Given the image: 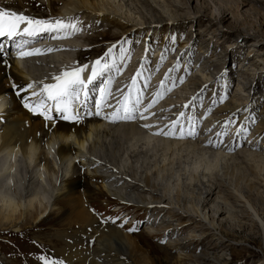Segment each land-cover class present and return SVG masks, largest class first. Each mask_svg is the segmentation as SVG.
I'll list each match as a JSON object with an SVG mask.
<instances>
[{"label":"bare ground","instance_id":"bare-ground-1","mask_svg":"<svg viewBox=\"0 0 264 264\" xmlns=\"http://www.w3.org/2000/svg\"><path fill=\"white\" fill-rule=\"evenodd\" d=\"M32 1L33 0H0V7L18 13L22 12L35 18H78L81 22L79 26L83 30L84 27H88L86 23L88 20L86 21V19H100L102 22L104 21L109 28H115L117 30L116 35L119 36L131 32L139 36H142V33H144L143 36H145L151 30L152 25L155 31H175L178 27L177 25L184 24L186 22L185 20H190L191 26L196 21L200 24L203 22L205 16L207 17V15H210L211 18H207L208 28L205 29L206 31L208 30L207 33L211 32L210 37L205 38L201 31L187 34L185 31L182 32L177 30V38L180 41L182 40V44L178 48L174 47V50L175 48L176 50L174 54H172L173 52L171 53V57L174 58L182 48L184 52L188 53V57L192 60L194 59V54L189 52L190 47L197 44L199 54L195 57V62L197 63V67L201 69V73H199L201 76L196 75L191 77L188 81V85L186 84L188 87L187 89L190 88V90L193 91L191 94L194 95L205 85L207 81V78L204 77L205 75L211 76L212 82L223 79L230 83L232 77L230 75L234 74L232 63L229 62L226 66L224 64L222 66L220 60L226 61L228 57H231L234 61L236 53L241 46L224 52L226 48L222 49V44L218 43L215 32L217 31L218 34L222 33L224 36H229L230 33L223 32L218 23L224 24L228 20V14L231 13V17L236 18V20H232L227 26L231 28V31H239L237 27L247 23L249 20L248 16L241 13L240 8L242 9L243 6L252 4L256 5L259 10H264V0H237L235 3L231 4L223 3L221 6L222 10H220V8L217 9L218 2L217 4L213 3V5H209L207 0H176L179 5L172 0H153V2L157 4L163 3V7L161 6L163 8L162 11L156 9L150 0H45V5L49 13L43 15L33 12L32 9H29L30 11L32 10V12L23 9L27 3H33ZM190 1L191 3H196L194 8H189L188 2ZM59 2L61 5L55 7L54 4H58ZM198 2H200L199 6L203 3L206 7H199L197 5ZM112 3H114L113 5L117 4V6H119V9L125 16L124 19H122L123 16L120 19L118 18L119 16L117 17L115 14L109 13L110 10L109 12L106 11L105 8ZM219 5H221V0ZM104 6L107 7L104 8ZM169 7H174L176 11L173 10L174 12H171ZM79 12H81V14ZM182 13L185 15H182ZM48 15L50 16L47 17ZM83 15L86 16V19L84 18L85 22L81 19ZM238 18H241V24L238 22ZM259 18L261 20L260 22L263 24L264 16L261 15ZM134 20H136L137 23ZM153 23H155V25ZM204 23L202 24L204 25ZM106 33L108 32L96 31L88 35L84 33L82 36L74 39L73 37L77 33L71 37L61 39H51V34H46L43 38H45L44 43H46L48 47L40 48L38 43H34L32 48H40L41 54L23 59L16 55L17 48L13 47V45L16 46L17 43H19V39L8 40L5 37H0V46L4 49V51L0 53V228L11 227L14 230H19L22 225L21 223L32 224L36 218L42 217L44 213V215H46V213L49 214L51 212L54 216L59 218L58 223H61L59 224L61 227L52 235V237L56 238V243L54 242L56 246H54V249L59 257L63 258L67 264H159V256L151 254V251L146 249L149 245L146 236L143 237L144 235L135 232L134 234L126 231L123 232L114 224L103 222L92 214V208H95V206H93L94 203L96 202V207L100 208L97 201L100 197L107 195L118 200V204H129V206H133L135 211H154L151 215L152 222L149 219V224L148 222L146 223L148 226L146 227L145 225V233L147 235H150V232L157 231L159 232L156 234L157 236L175 223L172 228H170L173 231L167 232L165 237L169 240V248H173L172 245H174L175 248L179 246L177 249L184 254V257H181V259L190 258L193 264H206L207 261H209V264H221L219 259H212V256L217 254L214 251L219 248L224 249L231 244L226 243L220 231V234L215 232V230L221 227L222 222L218 223V221L214 220V216L218 212L219 216L224 212H228L225 206L228 199H233L232 204L236 205L237 198H244L238 193L236 187V191L234 189L233 191L229 190L228 187L221 182L215 183L213 187L207 189V195L202 200L201 204H184L183 210L181 211V204L177 202L178 206L176 207L173 202H169V196H167L164 191L162 195H158L157 193L155 180L157 176L164 171L165 167L159 165L158 168L155 166L154 169H147L142 166L145 160L142 162V165L139 164V166L137 162L139 163L140 157H146V155H148L147 153H154L156 150L162 153H168L164 158L162 157L163 161L170 155H174L175 157L176 154L182 153V151H190L189 153L192 152V154H195L193 155L194 157H198L197 160L200 159L204 162L206 171L211 174L219 165H228L230 163L241 165L242 163H246L257 171L256 181H254V183L260 184L257 180L261 172L264 171L263 152L245 147H240L235 151L230 148L231 151H233L231 152L218 149V147L214 148L207 144L205 145L206 141L202 144L203 141L202 143L199 142V140H196V137H204L207 133L204 131L205 134L202 129L200 130L198 128L196 129L197 134L195 137L185 136L183 139L172 137L173 139L170 140L160 139L158 135H154V132L149 129H146V135H144L133 123L134 120L113 123L105 119L102 114V121L100 122L98 116L88 115V112L95 111L92 97L98 95L95 94V89L92 87H89L90 99L87 107H82L80 109L81 120L79 123L75 121H64L60 119L59 115L55 112L52 113L53 118L51 121L45 120L39 112H32L24 107V98L29 97L30 93L36 91L38 87L34 85L32 89H28V83L33 81L54 82L51 79L53 76L58 75L65 68L75 66L73 60L74 58L79 59L82 55V46L92 44L90 41L94 39V37H90V35H94L95 38H97L98 35H104ZM239 33L241 32L239 31ZM251 35L254 37L252 41L260 48H264V37L254 34ZM139 36L137 37V39H139L137 41L145 43L144 37L139 38ZM149 36L152 37V35ZM244 36L246 35L242 36L241 45L243 41H245ZM81 40L89 42L85 43V41L82 42ZM188 40L189 42L187 43ZM143 43H139L141 46L139 45L137 50L139 48L141 51L146 48L148 49V53L144 56V59L148 60V58L153 57L150 51L159 52L158 49H160V47L158 46L155 50L152 49L155 44L152 45V43L149 42H147L148 44ZM48 48H52L53 50L49 52L47 51ZM75 49L77 50L74 53L73 50ZM92 49L97 50L98 48L92 46ZM208 54L216 58L215 63L207 58ZM14 55L16 57H14ZM156 56L157 55L153 57L154 61L157 62L156 64L161 66L165 63L163 60L159 61ZM253 57V55H249L239 60L238 65L242 67L238 73L240 72L239 75L242 79H246L248 73L241 69L247 65L256 67V61ZM113 59L115 60V58ZM216 61H218V63ZM91 62L92 61H87L83 64H90ZM126 62L127 61L122 62L120 72H123L127 67ZM171 62L173 63L174 61ZM167 65H170V63H165L166 67ZM189 65L190 64H188V66ZM117 69L118 66L116 67V71ZM213 69H216L217 72L221 71V77L217 76V74L213 72ZM181 72L184 71L181 70ZM87 73H90V68L87 70ZM255 73L254 77L256 80L244 84L245 90L249 93H254L255 90L262 86L264 76L260 74V71L257 72V76ZM142 74L139 73V75ZM147 74L148 72H146V75ZM181 74L182 73H180V75ZM103 78L104 77H102L101 80H103ZM121 78L123 77H120V79ZM113 79L117 81L118 76H113ZM179 80L180 78L178 81ZM13 85H16V89L12 87ZM142 85L145 86L146 82ZM159 85L161 84H158V86ZM21 88H23L24 91H21L20 95L17 96L16 91ZM209 89L211 90L212 86H210ZM152 90L153 89H151V91ZM111 91L112 97L110 98V102L113 107L105 108L103 110L105 114H110L114 110L116 101L118 100L116 98V89L112 84ZM159 91L160 93L161 91L163 92L161 89ZM188 96H190V94H187V98H189ZM135 98L136 96L132 99L133 102ZM178 98L179 99L175 97L173 99H177L175 103L182 106V102L185 100L182 99L181 96ZM187 98H185L186 101H188ZM31 99L35 100L36 98L32 97ZM149 99H152V97ZM238 99L236 101L235 98L227 99L222 97V99L216 101L212 107L213 110L215 109L214 114L217 113L219 117H223V119L230 118L238 121L249 120L251 123L255 122L256 131L264 138V103L262 104L259 101L245 103L243 101L247 98L243 99V101ZM171 100H166V109L173 110L170 113H172V117L176 118L177 113L179 114L180 112L177 111V113H174V110L179 109V106L172 109L176 104ZM138 106L143 107V109H139V111L145 114L146 107L142 100H140L137 107ZM159 118L161 119V117ZM137 121L139 125H142L141 120ZM154 127L155 125L152 126V130ZM185 129L187 132L188 128ZM207 132L212 131L208 130ZM208 135L210 134L208 133ZM249 135L252 134L250 133ZM215 137L210 141H214ZM193 164L195 165L194 162ZM136 166L144 168V170L138 173V168H136ZM197 168H200V166L198 165ZM194 172H196L195 169ZM98 181L99 183H97ZM261 182L264 186V177ZM219 193L224 197H218L219 195L217 194ZM215 200H220L218 202L221 203H217L216 206L214 205L215 207L213 211H211V208H213L211 203ZM246 204L252 215L258 217V213L254 208L250 204ZM162 211H165V214L163 216L161 214L159 218L158 214ZM167 215L170 216L167 217ZM169 217L172 219L170 220ZM260 222L264 226V218L260 219ZM76 224H78L79 228L73 229L72 227H75ZM185 230L186 232L188 231L187 234H184ZM204 232H206V235ZM208 237L213 242H204V239H208ZM51 241L52 239L49 240V242ZM197 248L203 249V255L193 254ZM166 252L167 250L164 249L163 254L165 256L167 255ZM145 253L150 256L144 255ZM7 260L3 259L4 264H8Z\"/></svg>","mask_w":264,"mask_h":264},{"label":"rangeland","instance_id":"rangeland-1","mask_svg":"<svg viewBox=\"0 0 264 264\" xmlns=\"http://www.w3.org/2000/svg\"><path fill=\"white\" fill-rule=\"evenodd\" d=\"M150 1L152 5L156 7V9L160 11L163 10L162 8L163 3L157 4V3H154L153 0H150ZM172 1H174L176 4L179 5L178 1L176 0H172ZM236 1L237 0H221V5H219L220 0L218 1L217 0H207L209 5H213V3L217 4L218 2L217 9L220 8V10H222L221 6L223 3L231 4V3H235ZM32 2L33 3H27L23 9L29 12H32L33 10V12L40 13L43 15L49 13L48 8L45 5V0H33ZM199 3L200 2L197 3L198 6H199ZM113 4L114 3L110 5L111 7L108 5V7L104 6V8L107 7L105 8L106 11L109 12L110 10L109 13L115 14V16L117 17L119 16L118 18L120 19L123 16L122 19H124L125 16L124 14H122V11L119 9V6H117V4L115 5ZM60 5H61L60 2L58 4H54L55 7H58ZM188 5H189V8H192V7L194 8L196 6V3L195 2L191 3L190 1L188 2ZM199 7L203 8V7H206V5L202 3ZM29 9H32V10L30 11ZM169 9L171 10V12L173 10L176 11L174 7H169ZM240 10H241V13L248 16V19H249L247 23L241 24L240 23L241 18H238V22L241 25L237 27L238 28L237 30H239L241 33H239V31H231V28H228L227 25L232 20H236V18L231 17V13L228 14L227 16L228 20L224 24L218 23L220 28H222L223 32L230 33L229 36H224L222 35V33L218 34L217 31L215 32L217 35L218 43L222 44V49L226 48L224 49V52L230 51L231 49H236L238 46H241L240 49H238L236 53V57L234 61H233V58L231 57H228L226 61L220 60V63L222 66L223 64L226 66L227 63L229 62L232 63V67H234V74L230 75L232 76L231 77L232 80L230 79V83L229 81L227 80L225 81L223 79H220L217 82H212V79L210 78L211 76L209 77V75H205L204 77L207 78L206 79L207 81L205 85L202 86L203 88L201 87L199 91L195 93V95L191 94L193 93V91H191L190 88L187 89L188 88L187 85L191 77L200 75L199 73H201V69L197 67L196 65L197 63L195 62V59H196L195 57L199 54V50H198L199 48L197 44H194V46L190 47L189 52H192L194 54V59L192 60L188 57V53L184 52L182 48L179 50V56L177 55V57L175 58L171 57V53L173 52L172 54H174L176 48H178L182 44V40L180 41L177 38V34H176L177 30H180L182 32L185 31L187 34H189L190 32L201 31L202 35H204L205 38L210 37L211 32L207 33L208 30L207 31L205 30L208 28L207 18L208 19L211 18L210 15H207V17L205 16L203 18V22H201L200 24L199 22L196 21L191 26H190V23H191L190 20H185L186 22L184 24L182 23L180 25L179 24L177 25L178 27L176 28L175 31L174 30H171V31L170 30H167V31L156 30L155 31L152 25L153 29L151 28V30L145 36H143L144 33H142V36H139L133 32L124 33V34H121L120 36L116 35L117 30L115 28L113 29V27L109 28V26L104 21L102 22L100 19L89 20V19H86L85 15H83V18L81 19L84 20V22H85V19L86 21L88 20L86 22L88 27H84V30L81 28L82 31L86 33L85 35L93 34L96 31L108 32V33L104 35H98L97 38H95L94 35H90V37H94V39L90 41L92 44H86L84 46L92 45V46L97 47L98 49L93 50L91 48V49L84 50L83 52H81L82 55L80 56L78 60L88 61L95 57L103 56V54L107 51L109 47H111L113 44H116L117 45L116 48L113 49V56L107 59L112 60L113 58H115V61H119L120 65L122 64L123 60L127 61L126 66L128 68L127 67L125 68L127 69V71H131L135 69V66L138 69L139 67H141V70H138V72L140 74L145 72L144 73L145 75L142 74L143 75L141 79L142 82L144 81L149 82L147 83L148 86L146 85L147 95L149 96L148 99L151 97L153 99L154 95H157L158 93H160L159 91L160 89L163 90V92L161 91L160 93L161 95H158L159 100L161 102L160 105L158 104L159 109L163 108V106L167 108L166 107L167 104L165 105L166 100L172 99L171 101L175 103V101L179 99L178 97L181 96L182 99L186 100L185 98H187V94H190V96H188L189 98H187L189 102V105L187 106L189 109V112H187L188 110L185 109L184 113L187 112V114H185L182 118H180V120L182 124L186 123V125L189 126L188 118L191 117L192 118L191 123L196 127L195 129L199 127L198 129L200 130L202 129L203 132L205 131L207 133V135H204V137H196V140H199V142L201 143L203 141L202 144H204V142L206 141L205 145L207 144L214 148L218 147V149H222L224 151H231L230 148H232V150L235 151L236 149L238 150L240 147H245L248 149L251 148L254 150L255 149L259 150L263 152L262 154H264V138H262L261 135L256 131L255 122L251 123L249 122V120L248 121L243 120V121L237 122L236 119H230V118L223 119V117H219L217 113L214 114L215 109L213 110L212 108L214 104L216 103V101H220L222 97L227 98V99L235 98L236 101L238 98H239L238 100H242V101L243 99L247 98L246 100L243 101L245 103L247 102L252 103L254 101H259L262 104L264 103V78H263L262 86H260V88L255 90L254 93L247 92L244 86V84L248 82H253V80L254 81L256 80L254 77L255 72H256L255 73L256 76H257L258 71H260V74L264 76V48H260L254 41H252L254 37L253 35H251V34H254V35L264 37V34H263L264 20L262 24L259 18V16L261 15L264 16V10H259V8L256 5H252V4L245 5L242 7V9L240 8ZM79 13L81 14V12ZM182 15H185V14L182 13ZM49 16L50 15H48L47 17ZM134 21L136 22V20ZM204 22L207 24H205ZM217 22H218V19H217ZM202 23H204L205 26ZM153 24L155 25V23ZM239 34H242V35H239ZM113 35L118 36V37H114ZM149 35H152V37ZM243 35H246V36H244L245 41H243V44L241 45L240 43H241V39ZM138 36L139 38L144 37L143 38L144 40L145 39L148 40V41H145L146 44H148L147 42L152 43V45L155 44L152 47L153 50H155L157 46L160 47V49H158L160 53L159 55L154 53L153 51H150V53L152 52L151 55L153 57L157 55L156 58L158 57L157 59L159 61L163 60L165 63H170L171 66L167 65L166 67L165 63H163L160 66L156 64L157 62L154 61L153 57L148 58V60L142 59V56L139 54L140 51L137 50V48L140 45L139 43L142 44L143 42L137 41L139 40L137 39ZM172 37H175L176 41H173ZM81 41L82 42L85 41V43L89 42L86 40H81ZM188 42L189 40L187 41V43ZM174 47H176L175 50H174ZM121 48L126 49V51L123 53L124 59L120 58L122 55L120 52ZM248 54L254 56L253 58L256 61L255 62L256 67L247 65L246 67L241 69V70H244V72L248 73V75H246V79H242L239 75L240 72L238 73V71L240 70L242 66L238 64H239V60L248 57L249 56ZM163 55H166V56H163ZM137 56H139L140 59L137 58ZM160 56L161 57L163 56V59ZM116 57H119V58H116ZM207 58L209 60H212L215 63V59H216L215 57H212L210 54H208ZM171 61H174V62L172 63ZM216 62L218 63V61ZM188 64L190 65L188 66ZM169 69H172V71L169 72ZM216 69H217V66H216ZM216 69H213L214 70L213 72L216 73L217 76H220L221 71H218L219 72L218 73ZM181 70H183L184 72H181ZM146 72H148L147 75H146ZM189 72L191 73L193 72V73L191 74ZM166 73H167V76H166ZM180 73L182 74L180 75ZM181 76L182 77L184 76L183 82H181V79L178 81V79L181 78ZM127 78L128 77L124 78L123 82H126L125 80ZM161 81H164V84L163 86L159 85L160 86L159 87L158 84H161ZM137 83L139 84L138 79H137ZM210 86H212L211 90L209 89ZM151 89L153 90L151 91ZM175 97H177L176 100L173 99ZM152 99H149V100L152 101ZM178 106L179 105L176 104L172 109H174L175 107L177 108ZM166 110H159V112L154 111L155 113L154 116L161 117V119L160 118L159 119L163 122L169 119H177V118L172 117V113H170L173 110L171 109H166ZM177 111L180 112V110L177 109V110H174V113H177ZM217 115L219 118L217 117ZM163 122H161V124ZM202 122H204V124L206 123L207 128L206 127L201 128ZM170 124H171V121L169 123V126ZM242 126L243 127L245 126L244 128H246L247 131H243ZM208 130L212 132H207ZM185 132H186V129H185ZM213 132L215 135L213 134ZM208 133L210 135H208ZM250 133L254 135L253 136L249 135ZM217 134H220V135H217ZM214 137H215L214 141H210V140H213ZM165 138L171 140L174 137L173 138L165 137ZM189 152L182 151V153L180 152L176 154L175 157L174 155L173 156L170 155L171 157L169 156L165 161H163V158L165 157V155H168V153H162L161 151L156 150L154 152L155 154L147 153L148 155H146V157L145 156L140 157L139 163L137 162V164L138 166L139 164L142 165V162L145 160L142 165L144 168L154 169L155 166L156 168H158L159 165L160 166L163 165L165 167L164 171H162L157 176V179L155 180L156 185H157V193L158 195H162L164 191L167 194V196H169V200H168L169 202H173V204L176 207L178 206L177 202L181 204V207H182L181 211L183 210L184 204L185 205L186 204L187 205L201 204L202 200L207 195L206 193L207 189L209 187H213L215 183L221 182L223 185L227 186L229 190H233V189L235 190V187H236L238 193L241 194L244 198L242 199L237 198L238 201L236 200V205L232 204L233 199H228L227 203L225 204L226 211L228 212H224L220 214V216L218 212L214 216V220L218 221V223L222 222L221 227L215 230V232L220 234L219 233L220 231L222 233L221 235L224 237L223 239L226 240V243L231 244V245L225 247L224 249H221V248L216 249V251L214 252H216L217 254H214L212 256V259L213 258L216 260L219 259L221 264H264V229H263L264 226L260 222V219L264 218V186H263V183L261 182L262 178L264 177V171L261 172L257 180V182H260V184L254 183V181H256L257 171L253 169L252 166H249L246 163H242L241 165H238V164L236 165V164H231V163L228 165H219V167H217V169H215L214 172L212 171V174H211L208 171H206L204 162L200 159L197 160L198 157L196 156L194 157L193 155L195 154L194 153L192 154V152L191 153ZM193 162L195 163L197 167L199 165L200 168H197L193 164ZM138 166H136V168H138V173L144 170V168H139ZM192 167H193V171H192ZM194 169L196 172H194ZM97 183H99V181ZM217 195H219L218 197H224L220 193ZM218 201L220 200H215L211 203L213 206V208H211V211H213L217 203H221ZM95 203L93 205L95 206V208L94 207L92 208L93 209L92 214H94V216H96L95 213L98 212L100 217H102L105 220H108L109 221L108 223H112L116 227H119L123 232L125 231L130 232L129 228L135 227L137 230L131 231L130 233L134 234L135 232L137 234L140 233L141 235H144L143 237L146 236L147 242L149 244L148 247H146V249L151 251L150 252L151 254L153 255L155 254L156 256L157 255L159 256V264H193L190 258L181 259V257H184V254L177 249L179 248V246L177 248H175L174 245H172L173 248H169L168 246L169 240L165 237V234L167 232L173 231L170 228H172V226L175 223L170 225V227L168 226L169 228H167L163 233L161 232V234L157 236L156 234L159 233L157 231L150 232V235H147L145 233L146 231L145 225L146 227L148 225L146 224L147 221H145L144 219L147 214L146 210H144L143 212L142 210L135 211V208L133 206L123 205L121 207L122 209H120L119 211H116V209L118 210L117 207L119 205L118 204L119 201L112 198V196H107V195H104V197H100L99 200L97 201V204L100 205V208L99 207L97 208ZM246 203L250 204L254 208V210L258 213V217H255L252 215V213L248 210V205ZM111 205H114L112 209L110 208ZM124 210L129 211L130 214L126 215L127 211H124ZM249 213L253 217L250 216ZM44 214L42 217L39 215L40 217L39 216L38 217L41 219L36 218L32 224L30 223L24 224V222L21 223L22 225L20 224L21 226L19 230H14L11 227L10 228H7V227L0 228V264H4L3 259L4 260L8 259L7 260L8 264H44L45 259L53 262V264H67L63 258L59 257V255L56 253L54 249V246H56L54 245L56 243L55 241L56 238L52 237V235L56 232L58 228L61 227L59 226V224L61 223H58L59 218L54 216V214L51 212L49 214L46 213V215ZM161 214L163 216L165 214V211H162L158 214L159 218L161 217ZM134 215L138 219L135 222L134 221L131 222V218ZM168 216L170 215H167V217ZM96 218L98 217L96 216ZM114 218L115 220H113ZM121 219L124 220L125 222L121 221ZM169 219L171 220L172 218L169 217ZM116 220H118L119 222ZM72 228L78 229L79 228L78 224H76V226L75 227L73 226ZM187 232L185 230L184 234H187ZM204 234L206 235V232H204ZM50 239H52L51 242H49ZM161 241H163V243ZM206 241L213 242L209 237L208 239L206 238L204 239V242ZM158 248H161V249H158ZM164 249L167 250L166 256L164 255L165 252L163 254ZM202 251H203L202 248H197L193 252V254L203 255ZM144 255L150 256L147 253H145ZM206 264H209V261H207ZM212 264H218V263H212Z\"/></svg>","mask_w":264,"mask_h":264},{"label":"snow or ice","instance_id":"snow-or-ice-1","mask_svg":"<svg viewBox=\"0 0 264 264\" xmlns=\"http://www.w3.org/2000/svg\"><path fill=\"white\" fill-rule=\"evenodd\" d=\"M78 18H35L22 12L10 11L7 8H0V37H5L8 40H14L17 37L35 38L42 34H51V39L68 38L76 33L82 31ZM175 41V37H172ZM29 44V40H21L17 43L16 55L23 59L31 57L33 55L41 54L40 48H25V45ZM116 44H113L107 49L103 56L92 61L90 64L75 65L70 68H65L58 75L53 76L51 79L54 81L48 83L45 81H33L28 83L27 88L32 89L37 87L36 91L30 93L29 97L24 98V107L32 112H39L45 120H52V113L55 112L59 115V118L64 121H75L79 123L81 120L80 109L87 107L89 96V85H93L104 73L115 67V60H109L113 54V49L116 48ZM53 49L48 48L47 51L51 52ZM4 51L0 46V53ZM126 49L121 48V59H124L123 53ZM148 51V49H146ZM163 59V56L161 57ZM90 68V73L87 70ZM119 71V69H117ZM172 69H169L171 72ZM87 73V74H86ZM139 72H137V76ZM137 76H133L132 83L128 86V92H125L123 96L116 101L114 110L110 114H105L103 110L105 108H112L113 105L110 102L112 97L111 91V79L104 80L100 83L98 88V95L92 97L95 111L88 112V115L101 116L110 122L118 121H132L135 120L136 113H139L140 119H146L147 117L143 112L139 111L137 105L140 103V96L142 93L136 88ZM167 76V73H166ZM183 82V77L180 78ZM164 81H161L163 86ZM16 89V85L12 86ZM23 88L16 91V95L19 96ZM136 91L137 95L135 101L131 99L132 92ZM157 95H161L158 93ZM35 97V100L31 98ZM149 104L147 108H151ZM187 107V105H185ZM147 108L145 111H147ZM154 115V113L152 114ZM185 114L181 112L176 120L171 121L170 126L165 129H157L154 135H163L165 137H176L183 139L187 137H195L196 129L191 123V117H189V126L187 132H185L184 125L181 123L180 118ZM227 123V122H226ZM179 125V127H177ZM143 127L148 129L152 125L145 123ZM247 131L246 128L242 129ZM220 135V134H217ZM135 227L129 228V231H136ZM163 243V241H161ZM44 264H53V262L45 259Z\"/></svg>","mask_w":264,"mask_h":264}]
</instances>
